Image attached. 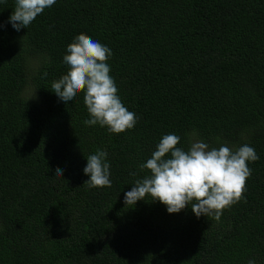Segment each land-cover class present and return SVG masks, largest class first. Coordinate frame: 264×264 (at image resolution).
I'll return each mask as SVG.
<instances>
[{
	"label": "trees",
	"instance_id": "obj_1",
	"mask_svg": "<svg viewBox=\"0 0 264 264\" xmlns=\"http://www.w3.org/2000/svg\"><path fill=\"white\" fill-rule=\"evenodd\" d=\"M14 4L0 3V264H264V0H56L19 31ZM81 33L111 49L132 129L85 125L83 93L65 104L51 91ZM169 133L184 150L254 147L244 199L219 221L150 197L125 205ZM97 149L111 187L84 183Z\"/></svg>",
	"mask_w": 264,
	"mask_h": 264
},
{
	"label": "clouds",
	"instance_id": "obj_2",
	"mask_svg": "<svg viewBox=\"0 0 264 264\" xmlns=\"http://www.w3.org/2000/svg\"><path fill=\"white\" fill-rule=\"evenodd\" d=\"M6 2L0 0V3ZM55 3L56 0H15L9 22L17 31L27 29ZM111 56L109 47L88 35L78 34L67 45L63 56L67 71L52 81L51 91L65 104L82 92L90 116L83 123L106 127L109 132L119 134L132 129L137 116L124 106L118 95L108 64ZM35 90L29 98L34 97ZM179 141L180 137L174 133L162 136L151 157L139 165L140 170L147 169L150 174L135 180L131 190L124 193V203L131 207L150 197L151 201L165 205L168 213H178L190 205L197 217L211 216L219 221L225 209L244 199L246 181L252 173L248 163L259 157L248 144L236 149L227 144L210 148L207 143L194 140L184 150L177 146ZM107 156V151L102 149L87 156L83 172L90 176L84 182L89 188L111 187ZM62 171L57 168L55 175L62 177ZM130 175L135 177L137 173ZM247 264H256V261L251 258Z\"/></svg>",
	"mask_w": 264,
	"mask_h": 264
}]
</instances>
